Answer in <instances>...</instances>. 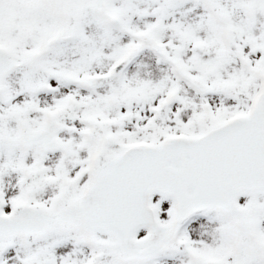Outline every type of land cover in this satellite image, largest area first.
Listing matches in <instances>:
<instances>
[{"label": "snow or ice", "instance_id": "obj_1", "mask_svg": "<svg viewBox=\"0 0 264 264\" xmlns=\"http://www.w3.org/2000/svg\"><path fill=\"white\" fill-rule=\"evenodd\" d=\"M0 264H264V0H0Z\"/></svg>", "mask_w": 264, "mask_h": 264}]
</instances>
